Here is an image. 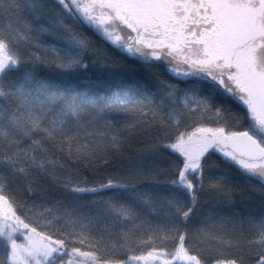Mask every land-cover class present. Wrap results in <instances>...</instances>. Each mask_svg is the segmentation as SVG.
I'll use <instances>...</instances> for the list:
<instances>
[{"label":"snow or ice","instance_id":"6c2138e0","mask_svg":"<svg viewBox=\"0 0 264 264\" xmlns=\"http://www.w3.org/2000/svg\"><path fill=\"white\" fill-rule=\"evenodd\" d=\"M24 8L37 24L49 18L35 31L51 33L59 50L36 43ZM0 16L8 20L0 25V264H204L186 227L200 195L228 187L234 172L259 179L264 192V0H0ZM86 31L137 58L144 79L87 76L94 41ZM156 63L185 86L161 81ZM151 80L166 91L153 111L161 133L146 151L163 148L167 166L106 174L103 182L65 174L62 158L108 166L87 142L104 135L95 120L141 103L136 87ZM215 153L219 162L210 160ZM85 196L94 197L95 216L82 211ZM100 217L113 227L139 220L142 235L121 231L123 243L109 244L108 226L107 239L93 235ZM251 236L247 258L233 253L213 264H264V216L251 221ZM129 244L138 255L106 251Z\"/></svg>","mask_w":264,"mask_h":264},{"label":"trees","instance_id":"16d2710c","mask_svg":"<svg viewBox=\"0 0 264 264\" xmlns=\"http://www.w3.org/2000/svg\"><path fill=\"white\" fill-rule=\"evenodd\" d=\"M20 2L23 4L27 0H20ZM44 2H51V0H44ZM36 19L37 17L31 11L24 8L23 20L31 25L32 34L39 36L36 43L55 46L59 50L60 45L56 43L51 33L35 31L42 26L48 27L49 18L45 16L41 24H37ZM6 23H8L7 17L0 16V25ZM86 34L91 36L94 41L93 50L88 53L87 76L93 80H101L118 74L125 76L134 74L139 79H144V69L137 58L123 53L122 49L115 47L99 34H94L91 31H86ZM24 49L37 52L49 62L54 59L50 50L46 52L43 49L31 48L28 44L24 45ZM45 69L46 64L41 62L39 70L43 73ZM153 70L159 75L161 81L178 84L182 88L185 86L182 82L184 78L169 72L164 64H154ZM135 91V98L141 103L129 105L127 108L106 111L98 116L94 128L104 135L91 137L87 141L95 150V155L108 161V166H104L100 161L86 162L84 158H62L61 162L65 165V174H70L73 177L79 174L81 178H87L89 181L103 182V177L106 174L120 173L126 175L138 168L141 170L150 168L155 171L158 167L165 168L167 166L165 158L168 153L163 148L158 149L155 153L146 151L150 145L156 142L161 133L159 119L153 116V111L161 108V99L166 89L155 80H151L148 87L137 85ZM168 103L167 100L164 101V104L167 105ZM163 110L166 112L167 108L165 107ZM112 136L117 137L116 143L119 152L122 154L120 156H117L112 148ZM218 158L222 159L219 153H215L210 157V160L219 162ZM260 189L261 181L259 179L242 174L238 175L234 172L228 187L220 191L206 188L204 193L200 195L197 214L186 227L192 235L190 246L195 250V254L204 259V264H213L215 259L226 258L233 253L244 254L247 258L249 247L245 243V238H252L251 221L259 220L264 216V192H261ZM108 194V192L101 193L104 196ZM92 199L94 197L91 196L83 198L82 203L85 206L82 211L86 215L95 216V206L90 203ZM149 219L156 222L155 217H149ZM106 226L110 228L113 234L107 240L109 244L120 245L123 243L119 237L121 231L134 232L137 238L143 232L139 220L126 224L117 221L113 227L112 218L100 217L93 221V235L99 237V235L104 234L107 239V233H104ZM201 229L208 235H201L198 231ZM212 237L223 238L226 241L231 240L233 246L222 245ZM144 239L146 240L147 237ZM2 246L3 242L0 241V248ZM128 248H134V246L129 244L118 247L115 251L111 249H106V251L119 259H125V253L129 255L139 254L134 250L129 252ZM82 250L91 251L89 248Z\"/></svg>","mask_w":264,"mask_h":264},{"label":"rangeland","instance_id":"374dc122","mask_svg":"<svg viewBox=\"0 0 264 264\" xmlns=\"http://www.w3.org/2000/svg\"><path fill=\"white\" fill-rule=\"evenodd\" d=\"M111 43V42H110ZM114 45V44H113ZM115 47H118V46H116V45H114Z\"/></svg>","mask_w":264,"mask_h":264},{"label":"water","instance_id":"95a60500","mask_svg":"<svg viewBox=\"0 0 264 264\" xmlns=\"http://www.w3.org/2000/svg\"><path fill=\"white\" fill-rule=\"evenodd\" d=\"M162 64H164V63H162Z\"/></svg>","mask_w":264,"mask_h":264}]
</instances>
